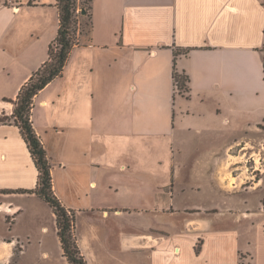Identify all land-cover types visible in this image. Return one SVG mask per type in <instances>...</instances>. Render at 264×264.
I'll list each match as a JSON object with an SVG mask.
<instances>
[{
    "label": "crops",
    "instance_id": "crops-1",
    "mask_svg": "<svg viewBox=\"0 0 264 264\" xmlns=\"http://www.w3.org/2000/svg\"><path fill=\"white\" fill-rule=\"evenodd\" d=\"M22 1L17 14L0 11V115L13 114L8 101L48 61L60 27L56 0ZM91 15L90 40L78 41L32 111L87 264H230L224 227L205 217L234 213L229 172L264 143V0H94ZM175 67L190 79L187 95L176 90ZM13 123L0 125V264H68L49 205L3 193L39 181ZM263 176L242 193L264 188ZM248 205L243 220L259 221L264 204L259 215ZM46 208L52 234L35 228ZM237 253L232 262L242 264Z\"/></svg>",
    "mask_w": 264,
    "mask_h": 264
},
{
    "label": "trees",
    "instance_id": "trees-1",
    "mask_svg": "<svg viewBox=\"0 0 264 264\" xmlns=\"http://www.w3.org/2000/svg\"><path fill=\"white\" fill-rule=\"evenodd\" d=\"M56 1L60 13V27L57 38L49 46L48 61L22 87L16 101L5 99V101L11 102L15 106L13 119L15 124L20 128L35 166L39 171L38 185L34 190L20 189L16 191H4L3 193L36 194L46 202L56 216L58 234L67 263L87 264L76 237V212L66 208L54 191L53 166L44 143L37 134L32 121V111L35 105L34 98L55 79L63 75L73 49L80 43L75 37L76 31L73 32V27L76 24V12L78 10L77 0ZM93 1L88 0L89 6L87 12L90 22L92 19L91 10ZM180 54L182 53L176 52V58ZM189 80V77L185 73H179L175 67V85L179 83L181 89L188 91L189 89L186 87L185 82H189ZM3 123H5L4 119H0V124Z\"/></svg>",
    "mask_w": 264,
    "mask_h": 264
},
{
    "label": "rangeland",
    "instance_id": "rangeland-1",
    "mask_svg": "<svg viewBox=\"0 0 264 264\" xmlns=\"http://www.w3.org/2000/svg\"><path fill=\"white\" fill-rule=\"evenodd\" d=\"M88 6H89L88 0H77L78 10L76 12V17H75L76 24L73 27V32L76 31L75 37L77 41H80L81 43L83 42L85 43L90 39L89 33L91 29V22L87 12ZM185 84L186 87L188 88V82H185ZM176 90L179 94L187 95V91L185 89H181L179 83L178 85H176ZM0 119H4L5 121V123L0 125H6V126L14 125L13 114L9 116L6 114V112H4L3 114L0 115ZM15 142L18 145V149H21L20 143L18 142L17 139H15ZM50 148L53 152L54 158L56 160L57 159L59 160L60 151L58 144L55 141H52ZM254 148L255 150H257V152H259V154L251 157L242 158L246 166L244 170H242V168L239 166L237 168L235 167L232 168L231 172H229L230 178L228 180L234 182V184L231 185L232 187L230 186L229 193H235V194H228L229 206H234L237 202H240V204L236 206L234 213L225 211L223 214H221V217H217L218 219H215L216 217H211V216L205 217V219L213 223L212 224L213 226H217L216 223L219 220V222L221 223V227H224V230L226 231V233L224 234L225 236L224 243L226 244L228 257L230 259V264H233L232 262L234 261L233 256L236 257L238 256L237 253L238 251H240V253L244 254L245 256H247V254L253 255L255 259L254 264H264V215L261 214L259 216V221L256 218L257 216L254 217L255 219L253 220V222L249 224L245 220H243L241 215V211L244 209L243 205L245 201L246 203L247 202L249 203L248 205V207L250 208L249 210H251L252 213H255L257 215L259 214L256 213V211H258L259 208L263 207L264 204V188L258 189L256 191H250L248 193H242L244 188L248 186L246 181H254L258 178H261L264 174V173L262 174L264 170V143L262 145H255ZM20 151H21L20 153L21 161L25 165H28L29 162H28V158H26L25 156L24 149L22 148V150ZM233 161H238L237 163L243 164L240 163L239 160L234 159ZM53 163L51 162V164ZM230 165L229 168H231ZM228 171H230V169ZM186 176L189 175L187 174ZM233 178H235V180H233ZM240 183H242V186H240ZM183 202L184 200L177 199L174 204V207L176 209L183 208L184 206ZM30 205H32V203ZM185 206H188L186 208H196L194 205L189 204V202H187ZM238 208H240V214L237 213ZM39 212L41 213V219L39 220V223H37L35 227L36 230L38 226L46 225L49 227L52 234L54 228V222L50 211L46 208L44 209V211L40 209ZM183 220H185L184 213L179 215V218L178 217L176 218V222L178 224H180V222L182 223ZM36 233H38V231H36L34 234ZM203 240L205 241V238ZM213 245H214L213 243H210V247H213ZM196 249L198 251L200 250V247H197ZM244 255H242V257L239 255L240 258L239 262H241L242 264H250V262H246L247 260L245 259ZM32 256L34 259H36V257L38 256L37 249L30 250L29 256H27V258ZM57 260L59 264L62 263L61 259L58 256H57Z\"/></svg>",
    "mask_w": 264,
    "mask_h": 264
},
{
    "label": "built area",
    "instance_id": "built-area-1",
    "mask_svg": "<svg viewBox=\"0 0 264 264\" xmlns=\"http://www.w3.org/2000/svg\"><path fill=\"white\" fill-rule=\"evenodd\" d=\"M23 5L22 0H0V11L10 10L17 14Z\"/></svg>",
    "mask_w": 264,
    "mask_h": 264
},
{
    "label": "water",
    "instance_id": "water-1",
    "mask_svg": "<svg viewBox=\"0 0 264 264\" xmlns=\"http://www.w3.org/2000/svg\"><path fill=\"white\" fill-rule=\"evenodd\" d=\"M84 14H85V12H84Z\"/></svg>",
    "mask_w": 264,
    "mask_h": 264
}]
</instances>
